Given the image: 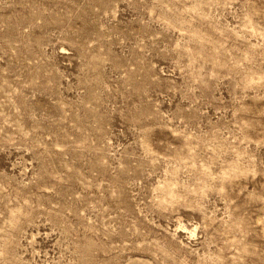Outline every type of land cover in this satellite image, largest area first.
<instances>
[{
    "label": "rangeland",
    "instance_id": "obj_1",
    "mask_svg": "<svg viewBox=\"0 0 264 264\" xmlns=\"http://www.w3.org/2000/svg\"><path fill=\"white\" fill-rule=\"evenodd\" d=\"M0 264H264V0H0Z\"/></svg>",
    "mask_w": 264,
    "mask_h": 264
}]
</instances>
